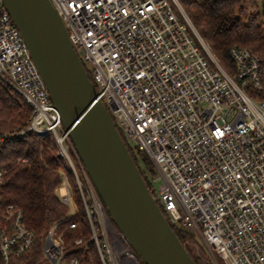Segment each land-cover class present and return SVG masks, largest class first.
<instances>
[{"label": "built area", "instance_id": "obj_1", "mask_svg": "<svg viewBox=\"0 0 264 264\" xmlns=\"http://www.w3.org/2000/svg\"><path fill=\"white\" fill-rule=\"evenodd\" d=\"M51 3L124 143L152 165V181L163 188L151 195L168 224L200 237L213 264H264L260 59L234 46L228 51L231 70L224 69L178 0ZM0 81L31 110L25 125L0 137V151L5 141L49 137L73 181L60 171L55 196L67 213L45 231L39 264H81L75 252L90 243L100 264H142L108 221L1 2ZM5 173L0 169V264H15L30 254L36 238L20 209L1 204ZM75 193L88 223L87 241L65 238L66 231L78 227Z\"/></svg>", "mask_w": 264, "mask_h": 264}, {"label": "water", "instance_id": "obj_2", "mask_svg": "<svg viewBox=\"0 0 264 264\" xmlns=\"http://www.w3.org/2000/svg\"><path fill=\"white\" fill-rule=\"evenodd\" d=\"M106 213L142 264H195L155 203L51 0H0Z\"/></svg>", "mask_w": 264, "mask_h": 264}, {"label": "trees", "instance_id": "obj_3", "mask_svg": "<svg viewBox=\"0 0 264 264\" xmlns=\"http://www.w3.org/2000/svg\"><path fill=\"white\" fill-rule=\"evenodd\" d=\"M186 12L200 38L207 44L211 53L222 66L231 70L228 51L231 47H243L252 51L261 64L264 84V0H178ZM88 79L92 82L89 72ZM31 110L24 100L13 93L0 81V137L25 125ZM124 141V137L119 132ZM126 144V143H125ZM126 147L137 166L149 191L150 180L155 177L152 165L127 144ZM20 159V161H18ZM0 169L6 173L2 185L1 204L15 205L22 211L24 224L35 234V246L28 256L16 259L15 264H39L41 240L45 231L65 218L67 207L55 196V189L61 182L60 171L68 173L63 161L57 155L49 137L30 136L24 142L5 141L0 151ZM68 178L73 184L72 177ZM78 207L75 230L65 232L67 241L89 238V227L75 194ZM170 225V223H169ZM66 224L61 225L63 229ZM178 240L190 255L195 237L176 226L170 225ZM81 264H100L93 243L75 252Z\"/></svg>", "mask_w": 264, "mask_h": 264}, {"label": "rangeland", "instance_id": "obj_4", "mask_svg": "<svg viewBox=\"0 0 264 264\" xmlns=\"http://www.w3.org/2000/svg\"><path fill=\"white\" fill-rule=\"evenodd\" d=\"M83 66L85 67V69L89 70V66L87 64H85L83 62ZM222 66V65H221ZM224 69L227 70L228 67L225 68V66H222ZM228 71V70H227ZM125 143L129 146L130 144L125 140ZM153 180V179H152ZM152 180H150V189L153 190L155 189V192H157V194L160 193V191L162 190L163 186L162 184L159 182V183H155L153 182ZM152 181V182H151ZM71 190L74 192V187L72 186ZM76 194V193H75ZM190 248L192 249V255L193 257H195L198 253L201 252V254L203 255V260H201L200 258H197V256L195 257V260L197 261V264H212V260L210 258V255L208 254L202 240L200 237L196 236L195 239H194V242L193 243H188ZM40 264H49L48 262H41ZM219 264H222L221 261H219Z\"/></svg>", "mask_w": 264, "mask_h": 264}, {"label": "flooded vegetation", "instance_id": "obj_5", "mask_svg": "<svg viewBox=\"0 0 264 264\" xmlns=\"http://www.w3.org/2000/svg\"><path fill=\"white\" fill-rule=\"evenodd\" d=\"M197 258H200L201 260H203V255L201 254V252L200 253H198L197 255ZM195 256V257H196ZM196 261V260H195ZM203 261H205V260H203ZM197 262V261H196ZM204 264V263H203ZM213 264V263H212Z\"/></svg>", "mask_w": 264, "mask_h": 264}]
</instances>
